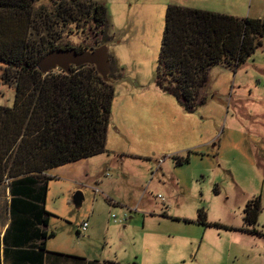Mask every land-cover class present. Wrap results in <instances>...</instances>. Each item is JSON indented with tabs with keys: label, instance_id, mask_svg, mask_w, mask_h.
I'll return each mask as SVG.
<instances>
[{
	"label": "rangeland",
	"instance_id": "374dc122",
	"mask_svg": "<svg viewBox=\"0 0 264 264\" xmlns=\"http://www.w3.org/2000/svg\"><path fill=\"white\" fill-rule=\"evenodd\" d=\"M79 1L106 9L105 34L69 25L58 30L55 45L89 51L104 45L114 97L106 152L75 166L87 182L69 195L50 178L56 183L50 206L65 212L57 200L64 194L63 221L77 228L93 216L90 227L110 235L104 244L96 233V255L103 250L123 263L264 264V38L235 71L209 70L206 101L193 113L156 86L167 6L264 22V0ZM40 7L50 4L41 0L34 9ZM33 20L34 36L42 37ZM5 68L0 64V106L11 108L15 84L5 80ZM8 183L0 185V227L8 219ZM76 192L83 196L79 208L72 203ZM101 194L120 206L110 208ZM258 198L257 222L247 226L243 211ZM112 215L126 221L116 224ZM252 229L257 234L245 231Z\"/></svg>",
	"mask_w": 264,
	"mask_h": 264
},
{
	"label": "trees",
	"instance_id": "16d2710c",
	"mask_svg": "<svg viewBox=\"0 0 264 264\" xmlns=\"http://www.w3.org/2000/svg\"><path fill=\"white\" fill-rule=\"evenodd\" d=\"M39 1L0 0V64L6 67L5 80L15 84L12 107L0 106V185L9 182L10 227L22 217L17 227L24 233L25 227L46 226L41 217L48 215L43 208L47 171L106 152L114 97L113 82L102 80L92 66L47 75L36 68L44 55L59 48V29L75 25L104 35L106 9L93 2L45 0L50 7L35 10ZM34 18L40 21L42 37L34 36L39 35ZM263 38L261 20L167 6L156 86L193 113L206 101L209 70L221 65L235 71ZM259 210V198L247 204L244 224L255 225Z\"/></svg>",
	"mask_w": 264,
	"mask_h": 264
},
{
	"label": "crops",
	"instance_id": "0c3cea01",
	"mask_svg": "<svg viewBox=\"0 0 264 264\" xmlns=\"http://www.w3.org/2000/svg\"><path fill=\"white\" fill-rule=\"evenodd\" d=\"M87 160L83 159L51 169L45 173V176L54 179L52 180L54 182L63 183L66 188H61L60 191L69 195L78 190L77 185L84 187L83 183L87 182L86 177H83L79 169L75 168L79 164H85ZM52 181L47 182L49 189L43 206L44 212L48 215L41 217V221H46V226L25 227L24 233L21 231V227H17V222L23 220L22 217H19L20 220H16V226L10 227V200L8 201V219L4 227H0V264H128L119 261L116 255L109 252L105 253L103 250L101 252L105 253L106 256H103L101 252L100 256L96 255V233L103 235L104 244L110 235L108 229L106 232H102L101 227H90L94 220L93 216L91 219L83 220V223H88L85 233L80 232V227H73L70 223L63 221L64 218L69 219L66 214L67 205H69L68 200L63 197V193L62 196L60 194L57 196V200H61L63 211H65L63 213H60L55 205L54 208L50 206V192L54 189L52 184H56ZM101 197L110 208L111 206H120L118 202H114L108 196L101 194ZM41 234H44L45 238L41 239ZM41 244L43 250L39 247Z\"/></svg>",
	"mask_w": 264,
	"mask_h": 264
},
{
	"label": "water",
	"instance_id": "95a60500",
	"mask_svg": "<svg viewBox=\"0 0 264 264\" xmlns=\"http://www.w3.org/2000/svg\"><path fill=\"white\" fill-rule=\"evenodd\" d=\"M85 66L94 67L102 80H107L109 74V60L107 57V48L103 45L94 50H85L78 52L75 48H56L49 51L37 63L36 68L41 74L47 75L56 70H61L69 74L71 68H80ZM83 202V196L76 192L72 197L74 207L79 208Z\"/></svg>",
	"mask_w": 264,
	"mask_h": 264
},
{
	"label": "built area",
	"instance_id": "2783aa9c",
	"mask_svg": "<svg viewBox=\"0 0 264 264\" xmlns=\"http://www.w3.org/2000/svg\"><path fill=\"white\" fill-rule=\"evenodd\" d=\"M56 71H58V70H56ZM94 192L98 193V191H96V190H94ZM111 204H113V203L111 202ZM111 219L113 220L114 223L120 225L126 221V216L124 215L122 218H117L115 215H112ZM87 227H88V223L87 222L83 223L80 227V232L85 233L87 231Z\"/></svg>",
	"mask_w": 264,
	"mask_h": 264
},
{
	"label": "flooded vegetation",
	"instance_id": "af4514ba",
	"mask_svg": "<svg viewBox=\"0 0 264 264\" xmlns=\"http://www.w3.org/2000/svg\"><path fill=\"white\" fill-rule=\"evenodd\" d=\"M76 49V48H75ZM85 51V50H84ZM91 51V50H90Z\"/></svg>",
	"mask_w": 264,
	"mask_h": 264
}]
</instances>
